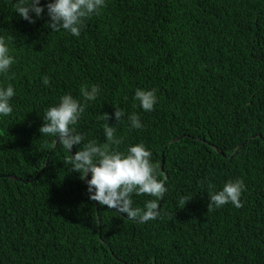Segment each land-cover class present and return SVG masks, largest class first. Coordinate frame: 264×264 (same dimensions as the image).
<instances>
[{
	"label": "trees",
	"instance_id": "obj_1",
	"mask_svg": "<svg viewBox=\"0 0 264 264\" xmlns=\"http://www.w3.org/2000/svg\"><path fill=\"white\" fill-rule=\"evenodd\" d=\"M41 3L29 23L0 0V38L16 58L0 83L17 93L0 119V264H264V0H107L79 37L51 32ZM91 84L101 95L77 131L103 146L115 105L140 115L143 129L116 126L119 150L151 149L168 192L132 199L161 203L156 220L89 199L71 154L38 131L60 95L82 100ZM137 88L157 89L154 111L136 106ZM236 178L243 206L208 212L210 190Z\"/></svg>",
	"mask_w": 264,
	"mask_h": 264
},
{
	"label": "clouds",
	"instance_id": "obj_2",
	"mask_svg": "<svg viewBox=\"0 0 264 264\" xmlns=\"http://www.w3.org/2000/svg\"><path fill=\"white\" fill-rule=\"evenodd\" d=\"M12 6L14 12L29 23H35L45 12L41 0H13ZM106 6L107 0H48L46 9L49 20L46 25L51 32L64 30L79 37L86 22L99 15ZM15 63L16 58L8 42L0 38V76L6 77ZM41 79L45 86L50 85L48 75H42ZM16 94L12 83H0V119L9 117L14 111L13 98ZM79 95L82 100L71 92L60 95L57 102L45 109L38 131L42 137L55 138L71 154L64 163L70 165V170L78 172L80 179L87 178L89 199L141 223L160 218L156 200L146 201L143 208H136L132 199L134 195H147L161 201L168 192L166 182L158 176L159 165L153 162L151 149L143 143H135L129 144L123 151L119 150L124 141L117 135L116 126L126 120L130 131L143 129L140 115L126 113L115 105L112 115L116 123L103 126L105 144L101 146L95 140L86 141L85 133L77 131L85 111L84 103L96 101L101 95V87L99 84L82 86ZM132 99L144 112H152L159 97L155 88H137ZM99 119L109 121L110 117L108 113H103ZM74 146L80 147L73 154ZM246 190L243 178L227 180L218 190L211 189L208 212L228 204L241 208V197ZM191 198H187L185 204Z\"/></svg>",
	"mask_w": 264,
	"mask_h": 264
},
{
	"label": "water",
	"instance_id": "obj_3",
	"mask_svg": "<svg viewBox=\"0 0 264 264\" xmlns=\"http://www.w3.org/2000/svg\"><path fill=\"white\" fill-rule=\"evenodd\" d=\"M58 139V138H57ZM180 138H176L175 141L179 140ZM73 151V154H74V149L72 150ZM162 168H164V159L162 161ZM87 179V178H86ZM161 203L159 204V207H160Z\"/></svg>",
	"mask_w": 264,
	"mask_h": 264
}]
</instances>
